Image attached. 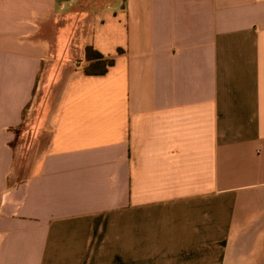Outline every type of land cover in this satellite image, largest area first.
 Listing matches in <instances>:
<instances>
[{"label":"crops","instance_id":"1","mask_svg":"<svg viewBox=\"0 0 264 264\" xmlns=\"http://www.w3.org/2000/svg\"><path fill=\"white\" fill-rule=\"evenodd\" d=\"M79 1L0 0V264H264V0H113L61 69Z\"/></svg>","mask_w":264,"mask_h":264},{"label":"rangeland","instance_id":"2","mask_svg":"<svg viewBox=\"0 0 264 264\" xmlns=\"http://www.w3.org/2000/svg\"><path fill=\"white\" fill-rule=\"evenodd\" d=\"M111 1L113 0H81L71 10L70 14L62 15L56 13L54 19L57 23L62 24V28L60 29L58 34L60 51L58 47L57 56L55 58L59 60L58 66H60L61 69L65 67L76 69L81 66L82 58H80V54H82V46L85 43L84 37L88 34V31L93 23L97 21L94 18L95 14L93 13L98 12L99 10L102 11L104 9H107V7L110 8L113 4V2ZM48 84L49 83H47L44 87V96L41 97L40 103L38 104L37 108L38 114L44 118H46L45 114L48 112L49 106L47 102L49 93L47 91ZM46 91L48 92L47 94ZM37 99L38 97L35 93L33 102H31L30 107L34 105L35 100ZM52 101L54 102V100ZM38 114H36V120H34V122L36 123L37 121L39 123Z\"/></svg>","mask_w":264,"mask_h":264},{"label":"trees","instance_id":"3","mask_svg":"<svg viewBox=\"0 0 264 264\" xmlns=\"http://www.w3.org/2000/svg\"><path fill=\"white\" fill-rule=\"evenodd\" d=\"M62 24L56 23L53 24L51 19L42 22L41 30L37 36H40L42 39H45L54 45L56 40V32ZM83 60L85 65L83 67V73L88 76H102L107 72V68L113 65L112 59H105L101 54L95 51L91 46H85L83 49ZM63 81H61L55 89V92L62 89ZM33 102V101H32ZM30 107L27 106L26 110ZM26 115V111H24ZM23 114V116H25Z\"/></svg>","mask_w":264,"mask_h":264}]
</instances>
